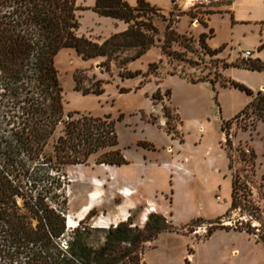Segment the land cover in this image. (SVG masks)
<instances>
[{
    "label": "rangeland",
    "instance_id": "rangeland-1",
    "mask_svg": "<svg viewBox=\"0 0 264 264\" xmlns=\"http://www.w3.org/2000/svg\"><path fill=\"white\" fill-rule=\"evenodd\" d=\"M90 1L78 0V3L92 8L94 5ZM228 1L172 0L170 9L159 8L160 11L149 12L144 20L156 29L155 44L141 58L128 63L127 70L102 57L83 60L70 48L62 49L57 54L55 66L63 89L66 120L70 115L72 119L83 116L104 120L110 117L109 121L115 123L119 143L117 149L122 153L127 152L130 158L140 157L141 152L135 147L137 141L147 140L161 147L168 142V134L180 137L178 126L181 120L176 112L184 118L206 123L210 142L215 143L223 137L222 147L228 155L230 175L233 180L239 179L240 184L247 186V198L251 204L249 209L242 207L235 210L230 219L224 220L225 225L250 223L261 234V220H264V121L260 117L264 111L254 112V108L244 111L253 97L231 86L230 82L250 89L254 98L264 96V70L244 68L243 62L247 61L242 57L246 51H250L252 61L264 63V27L234 25L228 14L209 16ZM87 14V11L81 12V32L94 41L103 42L107 36L97 32L95 23L90 21ZM211 30L214 35L206 38L208 49H205L200 37L202 34L210 35ZM209 49L220 52L212 56ZM134 54V51L127 52L123 58ZM78 71H83L80 74L83 78L82 88H90L101 81L103 92L99 95L84 94L77 90L75 75ZM127 71L139 75L122 77L121 74ZM156 94L155 100L153 96ZM164 107L171 111L172 118L170 125L161 128L160 119L166 118ZM64 134L65 125L61 124L47 154L54 155L53 145ZM112 149L107 148L91 156L87 165H58L59 170L45 165L38 167L40 161H36V164L29 161L28 166L32 168L30 176L33 174L44 180L49 173L60 177L61 186L50 190V200L46 202L63 210L66 220L70 217L76 222V213L86 203L89 182L98 187L104 185L92 178L93 171L101 166L97 164L102 159L100 156ZM45 185L46 181L40 183L34 195ZM30 187L29 184L26 188ZM64 197L68 200L66 210L63 207ZM17 202L24 207L23 198L18 197ZM225 202L223 198L221 203ZM94 217L96 214L87 221L89 225ZM192 223L178 228L177 232H163L164 235L147 243L142 254L143 262L264 264V245L255 236L218 230L209 239H204L212 226L211 221L200 220L197 225ZM36 224L34 220L33 225ZM99 237L102 235H96L93 239Z\"/></svg>",
    "mask_w": 264,
    "mask_h": 264
},
{
    "label": "trees",
    "instance_id": "trees-1",
    "mask_svg": "<svg viewBox=\"0 0 264 264\" xmlns=\"http://www.w3.org/2000/svg\"><path fill=\"white\" fill-rule=\"evenodd\" d=\"M89 9L126 23L128 29L101 43L94 41L80 33V14ZM160 10L146 0H137L136 7L128 0H95L92 8L80 6L78 0H0V264H145L142 254L147 243L163 232L179 231L155 214L149 216L143 229L134 227L131 220L108 229L94 228L87 221L96 214L95 210L70 229L65 212L46 202L50 190L61 186L60 177L49 173L44 180L30 176L32 168L28 166L29 161H40L38 167L57 170L58 165H87L91 156L107 148L113 149L100 156L98 165L128 164L117 149L115 123L109 121L110 117L72 119L70 115L66 120L55 58L62 49L70 48L83 60L102 57L127 70L128 63L154 46L156 29L144 19L149 12ZM213 35V30L210 35H201L203 48L208 49L206 38ZM130 51L135 54L123 58ZM209 52L214 56L220 51ZM243 65L253 71L264 70L260 61L250 59ZM82 72L75 75L76 89L84 94H101V81L82 88ZM137 75L129 71L121 74L129 78ZM230 84L253 97L244 111H264V96L254 98L245 86L233 81ZM164 113L170 125L171 111L164 107ZM260 119L264 121V115ZM61 124L65 125V134L53 145L54 155L47 154ZM140 146L147 148L150 144L142 142ZM44 181L46 185L34 195ZM246 190L239 179L233 180L232 204L223 216L211 221L204 239L218 230H232L255 236L264 245V220L261 234L250 223L225 225L224 220L230 219L235 210L251 207ZM18 197L25 200L24 207L18 205ZM67 204L64 197V209ZM96 235L102 237L93 239Z\"/></svg>",
    "mask_w": 264,
    "mask_h": 264
},
{
    "label": "crops",
    "instance_id": "crops-1",
    "mask_svg": "<svg viewBox=\"0 0 264 264\" xmlns=\"http://www.w3.org/2000/svg\"><path fill=\"white\" fill-rule=\"evenodd\" d=\"M146 1L161 9H170L172 5V0ZM128 2L132 7L137 6V0ZM90 4L94 5L95 0ZM86 11L97 32L107 38L128 29L122 21L102 17L90 9ZM214 14H228L234 25L264 27V0H229L209 16ZM81 29L82 24L80 33L86 35ZM176 113L181 120L180 137L168 134V142L161 147L147 140L137 141L139 158H130L124 151L121 153L128 164L101 165L93 171L92 178L104 185L98 187L89 182L86 203L78 210L76 218L85 219L95 210L91 226L109 228L131 220L134 227L144 228L149 216L155 214L174 227L182 228L198 219L212 221L226 213L232 202L233 179L228 155L222 147L223 137L210 142L206 123ZM159 126L166 128L167 119L161 118ZM142 142L150 147L140 146ZM216 196L221 199L217 200ZM223 198L225 203H221ZM85 206L90 207L87 213L83 210ZM189 260L193 262L191 256Z\"/></svg>",
    "mask_w": 264,
    "mask_h": 264
},
{
    "label": "bare ground",
    "instance_id": "bare-ground-1",
    "mask_svg": "<svg viewBox=\"0 0 264 264\" xmlns=\"http://www.w3.org/2000/svg\"><path fill=\"white\" fill-rule=\"evenodd\" d=\"M93 198H95V197H93ZM89 208L90 207H85L83 210L84 211H86L85 213H87V210H89ZM86 215V214H85ZM88 215V214H87ZM82 220H84V219H82V217H79L78 218V221H76V222H73L72 220H71V218L69 217V219H68V226H69V228H76L78 225H79V222H81Z\"/></svg>",
    "mask_w": 264,
    "mask_h": 264
},
{
    "label": "built area",
    "instance_id": "built-area-1",
    "mask_svg": "<svg viewBox=\"0 0 264 264\" xmlns=\"http://www.w3.org/2000/svg\"><path fill=\"white\" fill-rule=\"evenodd\" d=\"M204 1H206V0H204ZM242 57H243L244 60L248 61V60L251 59V57H252V53H251L250 51H246V52L243 54ZM216 198H217V200H220V199H221L220 196H216ZM150 210H151V211H154V208H153V207H150ZM64 247H65V245H64Z\"/></svg>",
    "mask_w": 264,
    "mask_h": 264
},
{
    "label": "water",
    "instance_id": "water-1",
    "mask_svg": "<svg viewBox=\"0 0 264 264\" xmlns=\"http://www.w3.org/2000/svg\"><path fill=\"white\" fill-rule=\"evenodd\" d=\"M67 225H68V220H67Z\"/></svg>",
    "mask_w": 264,
    "mask_h": 264
}]
</instances>
